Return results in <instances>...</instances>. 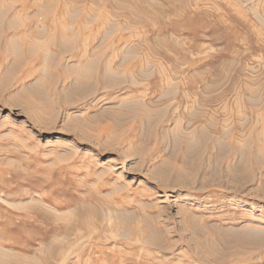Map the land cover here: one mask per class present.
Instances as JSON below:
<instances>
[{"label": "rangeland", "instance_id": "obj_1", "mask_svg": "<svg viewBox=\"0 0 264 264\" xmlns=\"http://www.w3.org/2000/svg\"><path fill=\"white\" fill-rule=\"evenodd\" d=\"M0 264H264V0H0Z\"/></svg>", "mask_w": 264, "mask_h": 264}, {"label": "bare ground", "instance_id": "obj_2", "mask_svg": "<svg viewBox=\"0 0 264 264\" xmlns=\"http://www.w3.org/2000/svg\"><path fill=\"white\" fill-rule=\"evenodd\" d=\"M113 73V72H112ZM111 74V73H110ZM115 76V75H114Z\"/></svg>", "mask_w": 264, "mask_h": 264}]
</instances>
